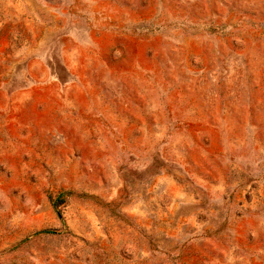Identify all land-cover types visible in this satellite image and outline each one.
Instances as JSON below:
<instances>
[{
  "label": "rangeland",
  "instance_id": "374dc122",
  "mask_svg": "<svg viewBox=\"0 0 264 264\" xmlns=\"http://www.w3.org/2000/svg\"><path fill=\"white\" fill-rule=\"evenodd\" d=\"M0 264H264V0H0Z\"/></svg>",
  "mask_w": 264,
  "mask_h": 264
},
{
  "label": "trees",
  "instance_id": "16d2710c",
  "mask_svg": "<svg viewBox=\"0 0 264 264\" xmlns=\"http://www.w3.org/2000/svg\"><path fill=\"white\" fill-rule=\"evenodd\" d=\"M45 234H48V233H45Z\"/></svg>",
  "mask_w": 264,
  "mask_h": 264
}]
</instances>
